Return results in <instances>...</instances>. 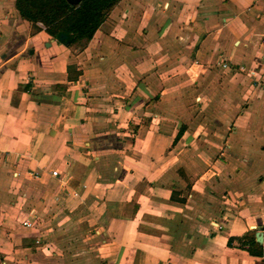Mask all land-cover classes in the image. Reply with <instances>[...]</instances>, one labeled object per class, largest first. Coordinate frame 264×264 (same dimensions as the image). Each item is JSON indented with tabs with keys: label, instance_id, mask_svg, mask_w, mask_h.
<instances>
[{
	"label": "crops",
	"instance_id": "1",
	"mask_svg": "<svg viewBox=\"0 0 264 264\" xmlns=\"http://www.w3.org/2000/svg\"><path fill=\"white\" fill-rule=\"evenodd\" d=\"M15 2L0 264H82L74 238L92 264H264V0H120L81 49ZM258 230L261 258L228 245Z\"/></svg>",
	"mask_w": 264,
	"mask_h": 264
},
{
	"label": "trees",
	"instance_id": "2",
	"mask_svg": "<svg viewBox=\"0 0 264 264\" xmlns=\"http://www.w3.org/2000/svg\"><path fill=\"white\" fill-rule=\"evenodd\" d=\"M120 0H16L15 9L22 20L29 22L33 29L42 26L54 40L61 35L66 40L60 42L67 47L83 48L102 25L109 12ZM30 86L21 87L29 91ZM180 137L178 133L176 140ZM237 241L255 258L263 256L262 247L255 242L253 233L239 238H229L228 245Z\"/></svg>",
	"mask_w": 264,
	"mask_h": 264
},
{
	"label": "rangeland",
	"instance_id": "3",
	"mask_svg": "<svg viewBox=\"0 0 264 264\" xmlns=\"http://www.w3.org/2000/svg\"><path fill=\"white\" fill-rule=\"evenodd\" d=\"M68 231L74 232V230L71 229H68ZM79 241H81V239L77 240L76 238H74L73 240H71V249L73 253L79 255L78 259L83 261L82 264H92V260H94L93 255L90 252H85V250H83L85 248V244H80ZM76 251H78V253H76Z\"/></svg>",
	"mask_w": 264,
	"mask_h": 264
},
{
	"label": "built area",
	"instance_id": "4",
	"mask_svg": "<svg viewBox=\"0 0 264 264\" xmlns=\"http://www.w3.org/2000/svg\"><path fill=\"white\" fill-rule=\"evenodd\" d=\"M40 27L43 28L42 26H40ZM230 66H231V65H230V62H223V63L220 64V67H221L222 69H224V70L229 69ZM239 70H240V71H244V67H239ZM250 74H251V75H254V73H250ZM52 175H53L54 177H56V176H57V172H53ZM23 226H25V227H31L32 225H31L30 222H24V223H23Z\"/></svg>",
	"mask_w": 264,
	"mask_h": 264
},
{
	"label": "water",
	"instance_id": "5",
	"mask_svg": "<svg viewBox=\"0 0 264 264\" xmlns=\"http://www.w3.org/2000/svg\"><path fill=\"white\" fill-rule=\"evenodd\" d=\"M66 35H61L59 37V41L62 42L64 40H66ZM255 238H256V241L257 243H261L262 242V233H261V230H258L256 233H255Z\"/></svg>",
	"mask_w": 264,
	"mask_h": 264
}]
</instances>
